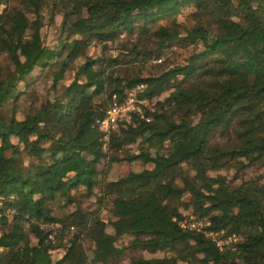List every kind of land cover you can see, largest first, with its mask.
I'll list each match as a JSON object with an SVG mask.
<instances>
[{
	"label": "trees",
	"instance_id": "obj_1",
	"mask_svg": "<svg viewBox=\"0 0 264 264\" xmlns=\"http://www.w3.org/2000/svg\"><path fill=\"white\" fill-rule=\"evenodd\" d=\"M1 5L0 55L11 68L0 71V264H264V0ZM186 6L191 26L175 17ZM45 7L51 19L62 13L59 47L43 43ZM135 29L114 55L89 52ZM199 41L184 63L143 71L171 44ZM36 67L52 70L61 92L21 119L15 108L8 115L6 102L21 99L18 85ZM139 83L149 121L133 114L103 151L97 120ZM121 161L143 167L109 179ZM250 169L261 173L245 176ZM187 209L237 241L219 250L182 228Z\"/></svg>",
	"mask_w": 264,
	"mask_h": 264
},
{
	"label": "rangeland",
	"instance_id": "obj_2",
	"mask_svg": "<svg viewBox=\"0 0 264 264\" xmlns=\"http://www.w3.org/2000/svg\"><path fill=\"white\" fill-rule=\"evenodd\" d=\"M191 6V5H190ZM190 6L182 7L179 9V11L175 14V17L177 20L181 23H184L185 25L191 26L196 21L193 20V16L191 15V12L193 9ZM3 7H6L3 5ZM43 13V19L44 24L41 27V37L43 40V43L46 46H49L51 48L59 47L60 43L66 40V34L67 31L63 30L61 28V22H62V13H58L53 16V19L50 18L49 14V8L45 7L42 9ZM167 21V18H161L157 21V23H165ZM139 35L137 29L134 30L133 34H128L127 32L123 31L122 34L118 39H116L113 42H104V44H94L89 48V52L91 54H100L102 48H107L108 53L115 54L117 53L118 49L117 47L126 41H135L137 36ZM196 47L197 49H202L203 45L202 42L199 41L197 45L189 44L186 47H182L179 44H171V48H169L167 51H165V54L160 56L161 60L163 62H166L168 66H174L178 63H184L186 60V57L188 53L192 51V48ZM150 64H160L155 63L153 61L148 62L146 64L145 68L143 69L144 72L150 69ZM11 68V63L8 58V56L3 53L0 55V71H6L8 68ZM52 74L53 71L50 70L48 67H36L33 69L29 77L26 81L20 82L18 87L19 90H22V97L17 102V100L10 99L5 104V109L7 110L8 115L12 113V108L14 109V116L18 119H21L24 117V114H26L29 110H31L33 107L39 105L43 100L47 98H52L53 96L57 95L62 90V83L59 82V84L56 86V89H52L50 86V83L52 81ZM69 78H71V73L65 72V78L64 80L67 81ZM27 82V83H26ZM167 93L161 94V97L165 96ZM15 102V104H14ZM148 105H151L150 103ZM104 164V161H101L98 163L97 167L98 169L102 168ZM143 167L142 163L140 161H133L131 163L129 162H114L111 164L107 177L109 179H116L118 176L125 174L126 172L133 170L138 171L141 170ZM221 174H227L229 177H231V172H228L227 170H221ZM261 173V170L257 169H250L245 173V176H253V174ZM242 177L238 182L242 181ZM183 215L187 216V219L195 218V216H192L190 209L184 210ZM185 218V217H184ZM128 238L123 237L120 238L116 244L119 246L127 244ZM86 247H89V244H86ZM131 254L130 250H126L124 259L128 255ZM142 254L145 257H151V256H163V252H157L154 254H150L147 252H142ZM55 255L53 258H56L58 254ZM125 262V260L123 261Z\"/></svg>",
	"mask_w": 264,
	"mask_h": 264
},
{
	"label": "built area",
	"instance_id": "obj_3",
	"mask_svg": "<svg viewBox=\"0 0 264 264\" xmlns=\"http://www.w3.org/2000/svg\"><path fill=\"white\" fill-rule=\"evenodd\" d=\"M2 8L3 5L0 6V9ZM153 62L160 63L161 58L155 59ZM144 89L145 85L143 83H139L126 91V96L122 101L117 100L114 96L113 102L106 111L105 115L101 119L97 120L96 127L101 134V149L103 151L108 149L112 133L118 131L124 122L129 123L132 120L133 114H137L140 118H144L149 121V118L145 117L141 107V105L147 104L146 99L140 97V94ZM180 226L184 229L202 232L219 250L230 247L237 241L235 234H227L223 230L212 229L211 223L207 218H185L180 221Z\"/></svg>",
	"mask_w": 264,
	"mask_h": 264
}]
</instances>
